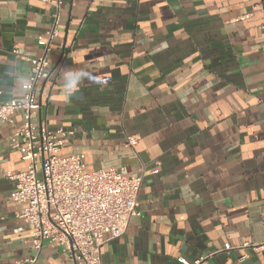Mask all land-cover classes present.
<instances>
[{"label": "crops", "instance_id": "0c3cea01", "mask_svg": "<svg viewBox=\"0 0 264 264\" xmlns=\"http://www.w3.org/2000/svg\"><path fill=\"white\" fill-rule=\"evenodd\" d=\"M263 19L264 0L62 1L31 120L72 130L62 153L86 170L142 174L140 216L101 244L102 264H264L239 248L264 241ZM50 22L46 3L0 0L2 100L22 99L29 76L12 50L38 56ZM22 119L0 120V264L36 254L10 199ZM33 264L78 263L45 240Z\"/></svg>", "mask_w": 264, "mask_h": 264}, {"label": "built area", "instance_id": "2783aa9c", "mask_svg": "<svg viewBox=\"0 0 264 264\" xmlns=\"http://www.w3.org/2000/svg\"><path fill=\"white\" fill-rule=\"evenodd\" d=\"M38 1L49 6L51 17L41 53L28 58L12 50L31 63L23 97L2 100L0 90V120L11 122L16 110H21L23 118L20 128L9 138L10 146L19 150L26 161L24 169L10 176L14 180L10 199L19 206L16 216L32 228L30 242L36 254L42 243L49 240L59 243L74 263L102 264L101 244L122 235L129 220L140 216L137 196L142 174H123L113 166L86 170L83 154L62 153L72 130L63 127L49 130L45 120H40L37 127L32 122V109L37 107L35 89L50 72V52L59 37L63 0ZM260 28L264 31V19ZM136 142L134 136L126 137L127 146ZM244 247L264 258V241L239 245ZM224 249H231L228 242ZM36 254L26 258L25 264H33ZM201 259L193 260L192 264ZM178 260L189 264L181 257Z\"/></svg>", "mask_w": 264, "mask_h": 264}]
</instances>
